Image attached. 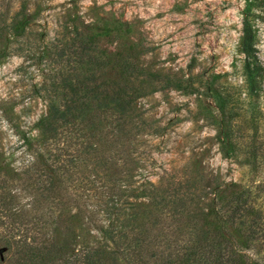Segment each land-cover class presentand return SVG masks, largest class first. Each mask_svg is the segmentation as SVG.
I'll use <instances>...</instances> for the list:
<instances>
[{"label":"trees","instance_id":"trees-1","mask_svg":"<svg viewBox=\"0 0 264 264\" xmlns=\"http://www.w3.org/2000/svg\"><path fill=\"white\" fill-rule=\"evenodd\" d=\"M257 3L264 0L249 2L241 26L248 98L260 94L264 75L249 18ZM16 15L8 28L23 36L24 9ZM130 32L125 22L99 20L56 37L42 51L57 66L47 109L33 123L34 135L17 127L34 157L17 169L0 150V264H264L263 183L233 190L226 200L212 198L206 208L196 202L194 178L165 187L149 183L141 189L145 203L123 199L130 193L120 186L127 179L118 165L135 162L128 153L132 129L145 123L137 99L154 81L197 92L189 79L145 70L141 49L125 42ZM103 41L118 44L110 50ZM206 94L215 103V111L204 110L217 128L219 152L231 157L239 138L236 100L216 88L207 87ZM14 181L29 197L25 205ZM73 182L95 196L98 209L84 222L83 211L71 213L63 200ZM86 223L95 234L85 230Z\"/></svg>","mask_w":264,"mask_h":264},{"label":"rangeland","instance_id":"rangeland-1","mask_svg":"<svg viewBox=\"0 0 264 264\" xmlns=\"http://www.w3.org/2000/svg\"><path fill=\"white\" fill-rule=\"evenodd\" d=\"M250 1L0 0V150L17 169L34 157L17 127L34 135L33 123L46 112L50 78L57 66L42 52L45 46L99 20L122 21L131 28L125 42L141 49L145 70L189 79L197 88L195 93H185L154 81L147 86L148 94L137 99L136 112L145 123L132 129L135 138L128 153L135 162L118 165L127 179L120 186L130 193L123 199L145 203L141 189L149 183L165 187L194 178L196 202L206 208L212 198L226 200L233 190L264 184V75L260 94L248 98L240 48L242 19ZM22 9L28 24L23 36H16L8 24ZM249 18L264 67V4H254ZM117 44L102 42L110 50ZM207 87L236 100L239 138L228 158L220 154L217 128L204 110H216ZM256 105L255 114L252 106ZM13 183L18 201L25 205L28 195L19 191L18 181ZM64 193L67 210L83 211V222L89 211L98 209L92 191L76 182ZM84 227L95 234L91 224Z\"/></svg>","mask_w":264,"mask_h":264}]
</instances>
